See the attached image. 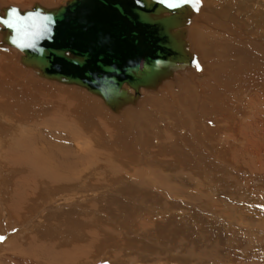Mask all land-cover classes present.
Wrapping results in <instances>:
<instances>
[{
    "label": "rangeland",
    "instance_id": "1",
    "mask_svg": "<svg viewBox=\"0 0 264 264\" xmlns=\"http://www.w3.org/2000/svg\"><path fill=\"white\" fill-rule=\"evenodd\" d=\"M33 1L59 2L0 0ZM215 2L224 18L251 5ZM213 34L203 46L194 37V47L209 71L219 57L221 82L233 48L227 34ZM13 51L0 50V264H264V170L241 130L232 143L224 124L188 120L187 71L176 74L173 102L153 104L162 88L143 92L155 97L121 118L81 89L36 77ZM248 87L237 127L251 119L264 140L263 87ZM123 121L130 132H120Z\"/></svg>",
    "mask_w": 264,
    "mask_h": 264
},
{
    "label": "water",
    "instance_id": "2",
    "mask_svg": "<svg viewBox=\"0 0 264 264\" xmlns=\"http://www.w3.org/2000/svg\"><path fill=\"white\" fill-rule=\"evenodd\" d=\"M199 5V0H59L51 7L33 1L24 9L5 5L0 7V49H17L19 64L36 77L81 87L115 112L123 99L139 98L138 87L156 82L159 74L170 79L180 64L181 69L200 70L196 54L171 39L183 34ZM99 11L113 20L100 18ZM106 36H115L117 48L103 41ZM123 83L133 89L132 96Z\"/></svg>",
    "mask_w": 264,
    "mask_h": 264
},
{
    "label": "bare ground",
    "instance_id": "3",
    "mask_svg": "<svg viewBox=\"0 0 264 264\" xmlns=\"http://www.w3.org/2000/svg\"><path fill=\"white\" fill-rule=\"evenodd\" d=\"M220 1H224V2H226L225 4H231L232 6H235V4H239V3H242L244 1H251V5H250V9H248V11H247V6L243 5L244 4L243 3L238 8L239 10L234 8L235 11L238 10L237 14H236V12H234L230 17L224 18L220 15L219 9H216L217 7L212 5V4H216L215 0H203L204 4H206V5H203V3H201L202 1L199 0L200 5H199V7H197V9H198L197 13L193 17V19L191 18L188 25L184 26L182 28L183 34H181V35L178 34L176 38L171 37V39L174 43L179 41V42H181L184 49H186L188 52L192 51L193 53L196 54V56L198 58V62L200 64V70H195L193 68H189L190 71H188V69H181L182 67L180 68V65H182V64H180L179 68L171 70L172 76L170 79H166L165 77L162 78V75L159 74L156 77L157 78L156 82L154 81L149 86H139L138 87L137 92H139V94H141L139 98L136 97V99L132 100V101L127 100V99H123L118 104L117 111H115V112L111 111L102 102L101 103L113 115H115L117 117H121V116L124 117L125 116L124 113H126V110L136 109V108L138 109L140 104L143 101L145 102L150 96H151L150 99L155 97V95L154 96L149 95V97L145 96L143 94V92H149V93L155 92V93H157L162 88L161 94H163V96H164V93L166 92L167 95L165 97H162V98H156L157 101H155L153 104H163V106H164L168 102H173L174 98L176 99V96L170 92V90L176 89V88H174V86H175L174 82H176L178 80L176 77V74L180 73L182 71L183 72L187 71V73L184 72L185 74L183 76L181 75L182 76L180 79L181 82L182 83L186 82L187 85H183L184 87L182 88L180 95L186 94L184 101H182V104H181L182 107L181 108L186 110V112H187L186 115L189 116L188 120L194 122L195 124H197L200 127H203L206 124H210V125L216 124V123L217 124H220V123L224 124L226 126V127H224L226 129V130H224V133L227 132V135L229 136L232 143L233 142L237 143V139H238L237 132H238V129L241 130L242 131L241 137L244 139L246 147L248 148L247 153L252 155L253 159H255L258 162L259 169L264 170L263 155L261 156L262 160L258 161L260 155L262 153H264V140L261 139L260 132H254V130L256 129L257 126L253 125L254 123L252 122L251 119H249V120H247V122L244 125L242 124L243 125L242 127H237V126H239L237 121L240 119V116H241L239 114V111L241 109V108H239V101H240L239 99L241 98L240 96L241 95L243 96L244 93H246V91L250 88L248 86L252 85V86L258 87V88L263 87L262 88L263 93L261 94V92H260L261 97L259 99L260 100L264 99V0H231L232 2H228V0L227 1L220 0ZM5 5H10V4L4 3V5H2L0 2V7L5 6ZM39 5H42V4L39 3ZM56 5H54V6H56ZM221 5H222V3L219 6H221ZM42 6H44V5H42ZM17 7L21 8V9L27 8L24 6H17ZM44 7H51V6L49 5V6H44ZM99 12H101L99 15L100 18H102V19L103 18H106V19L109 18V19L113 20V15L110 16L109 13L106 14V11H99ZM238 14H239V16H238ZM197 25H200L198 27V29H200L199 32L197 29ZM213 25L217 26L218 29L216 30V27H214ZM228 25H229V27H228ZM208 30H210L211 33L214 32V34L212 35L213 38L214 37L216 38L217 35L222 36L224 34H227L231 40L226 45L228 47L232 46L233 49L231 52H226L225 54H226V67L228 68L231 64L232 68L229 70L225 80H223L221 82H217V80L220 77V72L218 71L219 67L217 66L219 57L216 58V62L213 63V64H216V67H214L213 69H210V71H209L208 67L206 66V63L202 60V58L200 56V54H202L201 51H199L200 54L197 53V51L195 50V47H194V37H196V40L198 38V40H199L198 42H201V44H200L201 46L205 45L206 42L209 41V40H207V37H205V32ZM112 31L117 34L118 29H112ZM227 31H229V33H226ZM173 32H171V35L175 34V31H173ZM102 38H103L104 42L108 41L109 44L112 43L114 45V47L117 48L116 45L119 44V42L115 38V36H109V37L106 36V37H102ZM240 40H241V42L243 40L246 43L245 45L248 47V50H247L245 45H241L240 43H238V41H240ZM232 41H234V42H232ZM141 46L143 48V45H141ZM12 50H15L13 52H17V54L15 53L14 57L12 54L11 55L9 54L10 52H12ZM143 50H144V48H143ZM2 51H4V50H2ZM204 51H206L205 47H204ZM5 52H9V53L4 54V55H6V56L10 55V57H13L14 60L17 58V61H18L19 51L17 49L10 47L9 50L5 51ZM3 58L0 59L2 62H4ZM5 59H6V57H5ZM27 70L29 71V69H27ZM23 72H25V71H23ZM0 73H1V70H0ZM178 77H180V76H178ZM202 77H204L203 80L202 79L200 80L199 78H202ZM42 80L48 81L45 79H42ZM49 82L57 83L55 81H49ZM169 82H170V84H168ZM202 82H203V85L201 86ZM216 83L218 85H216ZM57 84L65 85V86H69V87H74V88H78V89L85 91L83 88L77 87L74 85H68V84H63V83H57ZM122 85L125 88V90L128 93H130L129 95L132 96L133 89L128 87L125 83H123ZM208 89H209V95L207 96L206 90H208ZM163 91H165V92H163ZM255 92H258V91H255ZM88 94H90V96L92 95V96L96 97L95 95H93L91 93H88ZM244 96H246V95H244ZM255 100H256V98H255ZM257 102L258 101H256V104H257ZM253 105L254 104H252V106ZM255 107H257V106H255ZM258 108H259V105H258ZM260 108H261V106H260ZM90 109H91V107H90ZM248 110H250V109H248ZM263 111L264 110H262V112ZM69 112H70V110H69ZM145 112H146V110L140 111L138 113V116L141 118H144L147 121H150V114H147ZM67 113H68V111H67ZM175 113H180V110L175 111ZM181 113H184V112L181 111ZM215 114H218L217 118H216ZM262 115H263L262 124L264 125V114H262ZM179 116L182 117V114H180ZM259 116H261V114ZM180 117H178V120H180ZM250 117H248V118H250ZM260 119H261V117H260ZM127 120H129V119H127ZM140 122H145V121L140 120ZM175 122L176 121H174V123ZM255 122H257V123L260 122L259 117L255 120ZM129 123H131V122H129ZM132 125L126 124L124 122L121 125L122 129L120 128L121 129L120 132H124L125 129H126V131L130 132ZM220 127H222V126H220ZM133 129H134V127H133ZM217 129H216V131H217ZM190 137H191V135H190ZM29 152H31V151H29ZM222 154L228 156L227 150L225 152H222ZM249 161H251V159H249ZM256 167H257V165H256ZM84 172H86V171H84ZM253 176H255V175H253ZM116 177H119V176H116ZM135 201H137V200H135Z\"/></svg>",
    "mask_w": 264,
    "mask_h": 264
}]
</instances>
